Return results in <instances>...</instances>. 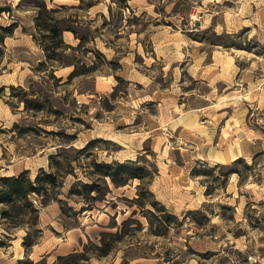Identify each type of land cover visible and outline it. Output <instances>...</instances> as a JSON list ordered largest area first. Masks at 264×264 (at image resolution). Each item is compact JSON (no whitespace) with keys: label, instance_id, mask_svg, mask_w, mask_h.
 Wrapping results in <instances>:
<instances>
[{"label":"rangeland","instance_id":"1","mask_svg":"<svg viewBox=\"0 0 264 264\" xmlns=\"http://www.w3.org/2000/svg\"><path fill=\"white\" fill-rule=\"evenodd\" d=\"M41 1L48 7L78 4L0 0L7 9L0 25L16 23L4 39L0 63V177L25 170L34 180L40 171L53 172L57 186L45 206L41 196H31L37 217H0V233L9 235L0 264L23 258L26 234L36 240L28 258L45 257L48 264L68 251H82L89 241L109 244L111 252L84 264H264V154L213 163L200 149L190 153L192 144L166 125L208 104L207 126L222 118L227 131L229 124L241 123L264 135V0H126L129 9L96 0L87 11L66 10L63 15L76 18L79 32L93 39L65 53L77 67L93 68L69 80L73 66L53 67L52 79L51 67L39 65L43 54L31 34ZM224 33L229 37L216 39ZM62 37L77 44L72 34ZM215 40L238 47L212 45ZM94 80L106 88L94 92ZM18 87L44 109L25 111L16 97ZM130 136L144 140L129 146ZM94 139L99 140L94 147L77 153ZM56 154L60 165L50 160ZM92 159L132 161L144 168L143 177L117 188L106 180L110 193L105 200L79 212L85 202L67 192L76 181H90ZM138 187L144 191L143 208L134 200ZM57 199L71 209L66 216ZM152 201L159 203L157 210Z\"/></svg>","mask_w":264,"mask_h":264},{"label":"trees","instance_id":"2","mask_svg":"<svg viewBox=\"0 0 264 264\" xmlns=\"http://www.w3.org/2000/svg\"><path fill=\"white\" fill-rule=\"evenodd\" d=\"M53 1V0H50ZM77 5H57L54 7H48L45 1H41L35 6L36 11L33 16V26L34 32L31 34L32 40L40 48L43 54V61L39 62L40 66H46L47 64L51 67L49 70V77L55 79L53 75V67H67L73 66L72 70L67 75V80L72 79L78 76H84L89 74L93 70L92 67H86L81 63L80 67H77L75 64V59L70 58L65 53L66 52H77L80 48H84L88 42L93 41L89 36L88 32L81 33L79 32L77 26L80 22L70 16L63 15L64 11L70 9H80L87 11L92 6L96 5V0H76ZM113 3H123L122 7L129 9L126 5V0H111ZM7 9L0 7V14ZM108 13L111 15V8L108 7ZM103 17V21L106 24L105 17L102 14H99ZM16 28V23H10L6 26L0 25V63L4 56V39L12 35L14 29ZM69 32L73 35L74 40L77 41L75 46L66 43L63 40V33ZM216 39L221 37H229L228 34L215 35ZM212 45H219L224 48H237L238 45L235 43L225 44L218 40L212 41ZM88 52H93L101 58L104 63L111 64L107 62L104 56L97 51L96 49L86 48ZM44 69L43 71H45ZM119 80L118 77H116ZM56 80H60L57 78ZM1 89V88H0ZM9 89L14 91L13 86H9ZM19 94L16 96L18 101L23 104V109L25 111H34L39 112L44 109L43 104L38 100L29 99L27 92L23 91L21 87H18ZM32 96V95H31ZM99 141L98 139L91 140L83 148L77 151L78 154H82L87 151L89 148L94 147L95 143ZM60 154L51 155L50 160L55 165H60V162L57 161ZM66 164L69 166L71 161L66 157ZM75 160V159H72ZM240 159L233 161V163L239 162ZM90 175L92 178L87 183H81L80 181L74 182L68 192L67 197L75 196L82 199L85 202V207H81L79 212H84L86 210H91L93 207L89 206L88 203H95L105 200V196L110 193V188L106 180H109V183L117 188L124 186L128 183L130 179L142 180V172L144 171L143 167L137 165L132 161L126 162H97L95 159L90 161ZM236 171H230L228 173H235ZM58 174V173H57ZM56 173L40 171V173L31 180L28 176L27 171H21L18 175L11 176H2L0 177V205H3V209L0 210V217L2 219H7L11 217L12 213L15 215L14 218L22 215H33L34 218L37 217L38 209L32 204L30 198L32 195L41 196V206L48 204L50 197V191L52 188H55L56 185ZM138 190L141 192L137 195L135 204L139 208L142 206V196L144 191L138 187ZM146 194H150L146 192ZM151 195V194H150ZM53 199V198H52ZM59 204L61 213L66 216V209L64 208V202L61 199L56 200ZM150 205L157 210L159 208V203L152 201ZM161 209V207H160ZM162 211L165 212V209L162 207ZM168 215V214H167ZM166 215L168 216L172 215ZM164 224H168V220L162 221ZM12 227L20 226L19 222H11ZM115 227V226H114ZM113 237H117V233L110 234ZM8 231L0 233V249L8 246ZM36 244V240H31L26 234L22 241V246L24 248V256L22 259H17L15 264H48L46 263L45 257H41L37 261L29 259V252L31 247ZM90 246L93 247V251ZM110 245L106 243L92 244L90 241L87 245H82V251L77 252L73 251L65 256H57L56 259L50 264H84L86 263L91 256L103 257L111 252ZM91 252V255H89Z\"/></svg>","mask_w":264,"mask_h":264},{"label":"crops","instance_id":"3","mask_svg":"<svg viewBox=\"0 0 264 264\" xmlns=\"http://www.w3.org/2000/svg\"><path fill=\"white\" fill-rule=\"evenodd\" d=\"M103 88L105 89L106 87H104L100 81L94 80V92H98V89L100 90ZM211 108V105L206 104L195 110L191 109L185 112L183 116H174L172 119H175L176 121H174V123L168 121L166 125L169 126L172 133L176 131L175 133L179 139L182 140L183 137L187 143L192 144L189 145V147L192 148L189 149L190 153L199 154V151L201 150L204 152L202 157L206 160L213 161V163L225 164L239 158L248 159L257 154H264V135L259 136L245 124L244 127L241 123L237 124V126H235V123L233 125L229 124V129L227 131V123L222 122L221 118L220 120L218 119L216 123L211 124L212 127L210 125L207 126V124L211 123L210 121L212 117L208 115ZM176 127L177 130L175 129ZM212 130H214V132ZM226 133L228 134L227 137L225 136ZM143 140L144 139L130 136L128 139L129 146L130 143H132L134 144V147H136ZM73 251L74 250L68 252Z\"/></svg>","mask_w":264,"mask_h":264},{"label":"built area","instance_id":"4","mask_svg":"<svg viewBox=\"0 0 264 264\" xmlns=\"http://www.w3.org/2000/svg\"><path fill=\"white\" fill-rule=\"evenodd\" d=\"M32 202H33V204H36V201L35 200H33ZM247 258H248V260H251L252 259V257H250V256L247 257ZM252 261L255 262V259H252Z\"/></svg>","mask_w":264,"mask_h":264},{"label":"bare ground","instance_id":"5","mask_svg":"<svg viewBox=\"0 0 264 264\" xmlns=\"http://www.w3.org/2000/svg\"><path fill=\"white\" fill-rule=\"evenodd\" d=\"M60 1H64V0H60ZM70 34V33H69Z\"/></svg>","mask_w":264,"mask_h":264}]
</instances>
